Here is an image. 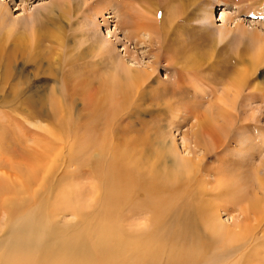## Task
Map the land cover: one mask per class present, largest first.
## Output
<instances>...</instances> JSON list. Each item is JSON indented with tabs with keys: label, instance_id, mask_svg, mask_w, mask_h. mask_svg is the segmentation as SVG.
I'll return each mask as SVG.
<instances>
[{
	"label": "bare ground",
	"instance_id": "bare-ground-1",
	"mask_svg": "<svg viewBox=\"0 0 264 264\" xmlns=\"http://www.w3.org/2000/svg\"><path fill=\"white\" fill-rule=\"evenodd\" d=\"M170 1L180 3L174 12L183 15L181 3L187 0L167 3ZM49 2L56 7L72 4V0ZM5 13L6 8L0 5V25L5 22ZM219 16V20H225L222 12ZM43 19L48 22L47 17ZM199 19L208 25L205 30L212 25L207 11ZM152 22L149 21V45L156 43L157 50L170 53L166 59L177 69V75L195 69L197 57L193 52L196 49L191 43L185 44L186 39L182 38L178 40L180 49L168 51L166 43L174 41L163 42L168 33ZM135 26L136 34L146 27ZM29 32V41L35 40L37 33ZM219 33L223 39L229 30L221 28ZM256 36L260 46L250 59L241 61L247 63L246 69L243 65L245 71L227 68L223 71L225 89L218 98H214L215 93L211 94L213 98L205 104L206 113L197 116L195 111L203 99L192 95L194 100L201 101L195 107L188 106L193 112L187 113L184 120L195 119L192 144L200 156L195 151L191 152L193 158L180 156L170 168L158 161V150L150 149L147 159L142 142L122 140L118 131H108L104 126L132 101V89L142 88L153 76L150 71L159 64L160 55L155 54L149 73L131 71L127 66L128 69L117 75H122L123 81L96 78L99 95L97 99L88 97L91 117L85 133L77 139L74 129L60 118H66V108L53 98L45 109L40 99L36 101L32 95L25 109L11 111L51 123L50 128L22 118L36 132L27 129L14 116L0 112V120H5L0 123V264H264V179L260 177L264 157L258 166H253L249 180L248 176H240L239 180L236 174H226L227 165L213 171L202 167V160L209 155L234 154L235 149L227 146L230 129H234L228 119L234 120L232 112L236 111L239 94L245 93L248 87L249 75L264 63V36ZM97 47L99 54L95 57L101 59L96 66H101L102 58L109 52L104 46ZM12 56L8 54L6 58L4 81L11 77ZM78 56L81 59L84 53ZM188 61H193V66ZM77 83L76 89L82 87L91 95L95 86L92 77L80 78ZM176 86L178 91L171 92L173 96L177 93L182 98L191 96L183 82ZM20 93L18 86L12 93L13 100H20ZM244 99L242 108L252 98L247 94ZM58 117L61 120H55ZM251 121L258 122L257 116ZM97 122L103 127L97 129ZM237 128L245 132L252 127L243 120ZM182 139L187 148L188 138ZM260 142L257 146L247 139L234 140L237 153L250 159L257 158L256 152L263 153L264 136ZM209 176L216 178L209 181L206 179ZM228 208L236 210L238 215L225 223L221 213H230ZM138 215L146 217L144 229L138 230L132 222Z\"/></svg>",
	"mask_w": 264,
	"mask_h": 264
},
{
	"label": "rangeland",
	"instance_id": "rangeland-1",
	"mask_svg": "<svg viewBox=\"0 0 264 264\" xmlns=\"http://www.w3.org/2000/svg\"><path fill=\"white\" fill-rule=\"evenodd\" d=\"M168 1L72 0L69 6L64 3L63 6L56 7L51 5L49 0H0V5L5 7L7 12L4 14V24L0 25V112L14 116L16 121L21 120L27 129L36 132V129L23 121L24 118L28 119L26 115L15 113V109H25L27 99L33 97L32 95L36 101L40 99V104L45 109L49 100L53 98L64 109L66 108V118L62 116L60 118L64 119L67 127L74 129L72 131L77 139L85 133L91 117L87 99L89 96L97 99L99 95L96 92L95 80L103 78L105 81H112L113 78H117L123 81L122 75L121 77L117 75L127 66L129 70L132 69L131 71L149 73V66L155 61L156 54L160 55V62L155 65L153 72L150 71L153 76L142 88L132 89V101L128 105L125 104L127 106L119 112L118 117L114 119L116 121L111 120L112 122L104 126L108 127V131H118V136L122 140L142 142L147 159L150 149L158 150L160 152L156 156L159 157L158 161L168 168L174 159L180 156L193 158L194 151L197 153L196 156H200V152L193 148L192 144L196 131L193 127L195 119L184 120L187 113L193 112L189 107H195L194 104L199 105L201 101L194 100L192 95L202 96L201 106L195 111L197 116L202 115L207 110L205 104L213 98L211 94L215 93L214 98H218L225 87L223 71L225 72L226 68L229 71H245L247 63L241 61L250 59L260 46L256 35L264 36V0H187L181 3L183 15L174 12L180 3L174 1L167 3ZM205 11L211 14L212 21L207 30L205 27L208 25L199 19ZM221 12L225 15L224 21L219 20ZM43 16L47 17L48 22ZM149 21H153L155 27L168 33L163 42L174 41L166 43L168 46L165 48L168 51L180 49L181 44L178 40L182 38L186 39L185 44L191 43L192 48L196 49L193 52L197 57L195 69L177 75V69L172 68L173 65L166 59L170 53L157 50L156 43L149 45ZM138 24L146 25L138 32L140 35L134 32L135 25ZM221 28L229 30L227 37L223 39L219 33ZM31 30L37 33L33 41L27 38ZM47 33L58 37V40H55V37H46ZM99 45L106 48L109 54L104 56L109 58H102V65L96 66V62L101 59L95 57V54H99L97 53ZM81 53H84V56L78 59ZM8 54L13 55L11 77L4 81ZM187 64L193 66L194 63L188 61ZM85 77L90 79L92 77L95 82L91 95H87L82 87L75 88L79 79ZM181 77L186 79L183 80ZM248 81L245 93L239 94L240 98L238 96L236 100V111L232 112L234 120L228 119L231 128L234 129H230L227 146L229 149H235L234 154L231 156L223 152L227 155L225 157L219 152L202 160L203 169L209 171L227 165L226 174H236L239 180L242 178L240 176H248L249 180L252 177L253 166L254 168L258 166L259 160L264 157L263 147H261L263 153L256 152L257 158L250 159L247 155L242 157L237 153V146L234 143L235 139H247L251 145L261 144V138L264 136V63L249 75ZM178 82H183V85L187 86L191 92L190 97L182 98L179 93L175 96L171 94L178 91L176 86ZM16 86L22 91L20 93L22 98L18 99L19 101L13 100L12 93L17 89ZM247 94L251 95L252 99L245 103V108H242ZM12 110L15 112H11ZM256 116L258 122L251 121L252 117ZM60 118L55 120L59 121ZM243 120H246L247 125H251L250 131L243 132L237 128ZM28 121L51 128L49 121L38 118ZM0 123H5V120H0ZM98 124L99 122L95 124L97 129L103 127L102 123H100L102 126ZM183 136L188 138L187 148L182 141ZM71 169L75 171V166ZM260 177L264 179V168L260 171ZM215 178L209 176L206 179L213 181ZM245 185L251 186L250 183ZM249 190L253 188L250 187ZM237 215V211L232 209L230 213H221L225 223H230L231 217ZM132 222L138 226V230L147 226L145 216L138 215Z\"/></svg>",
	"mask_w": 264,
	"mask_h": 264
}]
</instances>
